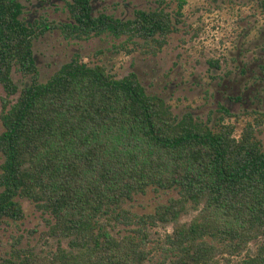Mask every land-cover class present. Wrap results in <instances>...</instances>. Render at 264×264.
Segmentation results:
<instances>
[{"label":"trees","instance_id":"1","mask_svg":"<svg viewBox=\"0 0 264 264\" xmlns=\"http://www.w3.org/2000/svg\"><path fill=\"white\" fill-rule=\"evenodd\" d=\"M176 1L174 12L137 9L123 19L95 15L90 0H71L69 20L28 22L20 0H0V224L22 219L18 198H27L48 214L47 234L67 240L46 254L15 247L0 264H264V143L256 134L264 111L239 135L225 121L238 115L224 105L212 125L191 112L178 118L136 72L116 78L79 53L39 80V35L56 28L78 40L110 33L155 54L178 29L184 1ZM258 5L264 13V0ZM15 72L30 81L20 88ZM148 188L178 195L149 213L124 206ZM158 224L173 226L161 258L149 246V227Z\"/></svg>","mask_w":264,"mask_h":264},{"label":"rangeland","instance_id":"2","mask_svg":"<svg viewBox=\"0 0 264 264\" xmlns=\"http://www.w3.org/2000/svg\"><path fill=\"white\" fill-rule=\"evenodd\" d=\"M20 1L24 6L22 17L28 22L41 18L50 22L69 20L71 0ZM90 1L95 15L105 13L123 19L132 18L137 9L154 10L163 6L174 12L178 7L176 0ZM183 1L182 16L176 23L178 29L155 54L126 37L118 38L110 33L78 40L64 37L58 28L46 31L33 40L39 80L47 81L62 64L79 53L89 65H104L116 78L136 72L146 92L164 98L178 118L191 112L196 118L211 120L212 125L221 115L219 105L226 106L238 115L226 117L225 121L234 123L235 134L239 135L245 124L253 120L255 112L264 111V13L258 0ZM120 43L129 51L126 48L117 50L115 46ZM210 61H217V64ZM13 77L20 88L30 81L29 77L17 72ZM4 95L0 84V113ZM256 134L264 143V124L257 128ZM177 195L175 189L148 188L124 206L140 214L149 213ZM18 199L24 217L5 219L0 224V259L15 247L30 248L40 254L55 250L58 244L67 247L66 239L59 240L47 234L48 214L27 198ZM193 215L191 211L181 219L188 221ZM116 229L126 233L124 229L128 228L120 225ZM172 229V224L149 227V246L157 258H161L160 245ZM256 244V241L250 244L251 252Z\"/></svg>","mask_w":264,"mask_h":264}]
</instances>
